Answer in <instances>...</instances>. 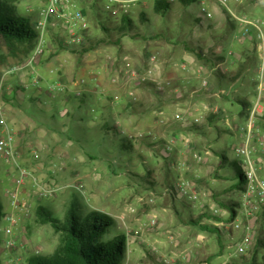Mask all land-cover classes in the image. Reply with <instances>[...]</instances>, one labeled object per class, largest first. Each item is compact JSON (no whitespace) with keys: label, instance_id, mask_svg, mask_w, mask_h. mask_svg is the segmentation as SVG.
<instances>
[{"label":"rangeland","instance_id":"obj_1","mask_svg":"<svg viewBox=\"0 0 264 264\" xmlns=\"http://www.w3.org/2000/svg\"><path fill=\"white\" fill-rule=\"evenodd\" d=\"M44 1L15 0L14 6L32 24ZM229 1L235 15L264 20V0ZM208 8L211 18L201 14L198 0L188 6L176 0L164 13L148 2L132 11V26L122 35L119 18L101 15L97 23L88 13L85 46L92 49L58 47L50 32L53 52L34 64L42 80L37 86L31 70L7 73L27 60L35 43L12 48L0 38V112L20 137L13 159L0 155V264L51 256L60 237L38 209L62 222L72 203L81 217L99 211L113 219L103 239L125 236L122 264H179L192 252L198 257L184 264L249 263L250 252L239 257L216 223L228 220L220 202L240 199L230 162L240 143L236 128L245 121L241 102L253 100L254 60L242 64L256 43L239 39L240 28L223 7L209 2ZM135 71L146 81L136 84ZM56 84L64 91L51 94L48 87ZM195 152L202 163L191 159ZM19 168L27 172L21 185ZM181 176L197 179L199 203L173 194ZM5 215L14 216V247L6 243ZM201 226L216 227L221 236Z\"/></svg>","mask_w":264,"mask_h":264},{"label":"built area","instance_id":"obj_2","mask_svg":"<svg viewBox=\"0 0 264 264\" xmlns=\"http://www.w3.org/2000/svg\"><path fill=\"white\" fill-rule=\"evenodd\" d=\"M103 8L113 18L123 15H129L137 8L144 6L148 2L156 0H102ZM173 3L176 0H159ZM201 4V14L204 17L211 18L208 3H215L223 7L227 13L235 20L240 28L239 39L252 38L256 43L257 64L254 71V93L250 107L244 114L245 121L237 126L236 130L240 138V143L234 146L236 161L244 176V184L240 191V199L234 208V213H227L226 221H219L216 226L220 231L232 241L235 242L236 254L245 256L253 250L256 244L259 232L258 223L263 230L264 236V20L252 19L247 16H237L230 8L229 0H198ZM34 27L38 32L35 46L31 55L20 64L13 65L8 74L23 75L31 70L32 84L39 85L41 78L34 72L36 60L42 57L51 56L53 50L49 39L50 32H55L61 37V43L65 47L81 46L85 42V33L89 29V23L86 15L79 7L76 0H45L44 5L38 11V17L34 22ZM155 56L151 57L154 61ZM64 65L61 63L59 68ZM150 70L148 71V74ZM132 79L136 84L146 81L145 76H140L138 72L132 73ZM85 83L84 79L76 82V85ZM206 86L207 82L203 81ZM162 90L161 84L157 86ZM49 92L57 93L64 91L60 84L48 87ZM169 94L176 93V89L168 87ZM80 95L81 92H76ZM64 111L62 114L64 115ZM176 119L183 120L181 114H176ZM200 118L195 117L194 123H199ZM0 155L6 159H13L15 154V130L5 119L3 112H0ZM191 159L196 163H202L204 156L199 153H193ZM183 166L187 167V158L184 159ZM27 172L19 168V178L17 184L21 185ZM174 193L181 199L191 204L200 202V189L197 179H191L185 176L178 178L174 187ZM12 205L19 207L16 194L13 195ZM216 213V210H215ZM4 219L9 223L5 229L8 236L7 245L14 247L13 225L15 223L13 215H5ZM154 223V221H153ZM264 255V249L262 250Z\"/></svg>","mask_w":264,"mask_h":264},{"label":"trees","instance_id":"obj_3","mask_svg":"<svg viewBox=\"0 0 264 264\" xmlns=\"http://www.w3.org/2000/svg\"><path fill=\"white\" fill-rule=\"evenodd\" d=\"M76 1L80 8V4L89 2V0ZM91 1L92 2L88 8H81L87 18H89L88 13H92L95 15L97 23H101V21H99V16L101 15L106 16L107 19L114 20L112 16L105 12L102 0ZM14 2L15 0H0V38L3 39L6 45L12 48L17 44H24L28 42L36 43L38 32L34 27L35 21L31 24L32 20L30 17L19 16L16 12ZM195 2L196 0H182V3L187 6ZM152 3L154 4V10L159 13L166 12L170 6V3L166 1L156 0ZM118 18L119 19L117 21L119 24L116 25V29L119 34L122 35L129 31L132 26V20L129 15H123ZM233 28L234 25L231 24V29L233 30ZM101 29L106 32L108 31L103 25L101 26ZM53 38L56 40L58 47L64 46L61 43V37L57 33ZM249 39L251 40L252 38ZM86 41L87 32L85 33L84 44L79 46L83 53L92 49L91 45L85 46ZM252 41H254V39H252ZM189 52L193 51L189 50ZM196 57L201 59V56L198 54H196ZM253 60L254 66L252 69H255L257 64L255 47L253 48L252 56H247L242 66L244 68L247 67L248 63ZM241 107L243 109V114H246L250 107V102H241ZM222 161L226 162L227 160L225 157H222ZM230 166L233 170L234 176L237 178V183L234 184V189L240 193L242 184H244V176L242 175L236 160L230 162ZM172 192L175 194L174 188ZM237 204L238 202H234L233 204L220 202V206L228 209V211L232 214L234 213V208ZM78 210V206L72 203L64 220L61 222L50 217L43 208L40 207L38 209V213L43 215L42 223L49 224L52 229L59 234L60 242L51 256H31L28 259V264H122L126 251L125 236L118 235L109 240L103 239V236L107 233L108 228L112 225L113 219L99 211H91L86 216L81 217ZM1 218L2 212L0 209V220ZM194 223L195 225L198 224L197 221ZM201 229L203 231L220 234L221 236V232L216 227L210 228L207 226H201ZM263 249L264 236L262 227H260L256 244L250 252L248 264H264ZM257 259H261V262H258Z\"/></svg>","mask_w":264,"mask_h":264},{"label":"crops","instance_id":"obj_4","mask_svg":"<svg viewBox=\"0 0 264 264\" xmlns=\"http://www.w3.org/2000/svg\"><path fill=\"white\" fill-rule=\"evenodd\" d=\"M60 79V81H61V79H62V77L61 78H59ZM16 135H17V133H16V131H15V137H16ZM20 140V137H16L15 138V143H17V140ZM259 228H260V224L258 223V228H257V230H258V232H259ZM227 237V236H226ZM228 238V237H227ZM229 239V238H228ZM189 244H194V245H198L197 243H193V242H190ZM192 246V245H191ZM232 246V245H231ZM196 254H194L193 252H192V254H189V257H185L186 255H181V261H180V263L179 264H184V263H187L189 260H191L192 258L193 259H196L197 257H198V253L197 252H195ZM239 256V255H238ZM239 257H241V256H239ZM207 260H209L210 261V259L209 258H207ZM206 264H209V262L208 263H206ZM224 264H233L232 263V261H228V262H225ZM237 264H243V263H237ZM244 264H248V263H244Z\"/></svg>","mask_w":264,"mask_h":264}]
</instances>
